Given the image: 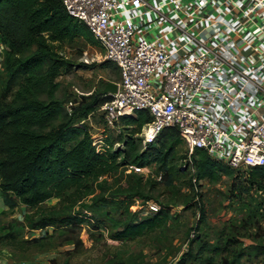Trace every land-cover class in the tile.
<instances>
[{
	"label": "trees",
	"instance_id": "obj_1",
	"mask_svg": "<svg viewBox=\"0 0 264 264\" xmlns=\"http://www.w3.org/2000/svg\"><path fill=\"white\" fill-rule=\"evenodd\" d=\"M78 40L98 45L86 25L66 13L60 0H0V43L6 47L0 72V193L7 208L2 215L19 204L26 208L22 220L0 224V245L47 252L55 248L48 244L53 236L47 230L82 226L92 233L102 230L120 245L146 238L166 227L175 199L145 216L130 208L136 202L153 201L152 192L160 185L172 195L176 183H181L193 203L200 197V182L214 183L221 177L230 179L229 196L235 200L253 191L264 195V166L241 173L201 149L194 150L191 164L176 165L187 159V152L178 156L185 144L174 128L163 129L155 140L143 144L138 134L151 120L146 111H139L136 118H122L117 127L121 122L125 127L115 139L103 132L98 149L86 121L110 100L99 94L106 84L73 100L57 97V79L73 67L60 51ZM110 65L114 64H101ZM133 168L150 172L144 176ZM182 200L185 209L191 201ZM260 207L257 204L253 211ZM200 212L203 219L201 207ZM43 230L47 231L44 237H23L26 231ZM206 245L195 254L197 264H213L211 258L201 256ZM242 256L241 252L227 255L221 264H240Z\"/></svg>",
	"mask_w": 264,
	"mask_h": 264
},
{
	"label": "built area",
	"instance_id": "obj_2",
	"mask_svg": "<svg viewBox=\"0 0 264 264\" xmlns=\"http://www.w3.org/2000/svg\"><path fill=\"white\" fill-rule=\"evenodd\" d=\"M60 2L118 69L117 92L100 107L107 128L146 111L143 144L174 128L189 164L201 149L234 171L264 166V0ZM5 49L0 43V72ZM136 209L145 216L160 206Z\"/></svg>",
	"mask_w": 264,
	"mask_h": 264
},
{
	"label": "rangeland",
	"instance_id": "obj_3",
	"mask_svg": "<svg viewBox=\"0 0 264 264\" xmlns=\"http://www.w3.org/2000/svg\"><path fill=\"white\" fill-rule=\"evenodd\" d=\"M100 54L103 55L98 45L91 46L83 40L63 46L60 55L69 60L73 67L57 79L60 84L58 98L73 100L89 95L108 82L119 81L118 70L114 65L109 68L101 66L104 60ZM86 123L96 145L104 138L103 132L115 139L125 127L121 122L116 129L105 128L100 109L92 113ZM178 150V156L187 151L184 145ZM180 164L184 166L188 163L182 159L176 165ZM149 172L144 170L139 173L146 176ZM176 187L172 191L173 196L162 185L152 192L153 201L159 205H168L170 198L175 199L171 204L174 205L171 219L160 232L120 245L107 239L106 232L101 230L92 233L86 226L54 233L49 229L47 231L53 238L48 244L55 245L54 249L47 252L30 249L24 252L0 245V264H177L180 260L185 264H197L194 257L202 244H207L202 258H211L213 264H221L227 255L234 257L239 252L243 255L240 264H264V195L253 191L235 200L229 196L231 182L227 177H221L214 183L200 182L197 188L200 197L194 198L196 203L191 201L188 188L181 183H176ZM184 198L191 201L185 209L182 202ZM257 204L261 207L255 212L253 210ZM25 213L26 208L19 204L12 211L0 214V224L10 219L22 220ZM192 230L195 233L189 239ZM47 231H26L23 237L25 240L44 237ZM235 238L240 242H234ZM67 241L73 244H67Z\"/></svg>",
	"mask_w": 264,
	"mask_h": 264
},
{
	"label": "water",
	"instance_id": "obj_4",
	"mask_svg": "<svg viewBox=\"0 0 264 264\" xmlns=\"http://www.w3.org/2000/svg\"><path fill=\"white\" fill-rule=\"evenodd\" d=\"M116 92H117V84L114 82H108L106 83L104 88L99 91V94L104 96L105 95L110 96Z\"/></svg>",
	"mask_w": 264,
	"mask_h": 264
},
{
	"label": "crops",
	"instance_id": "obj_5",
	"mask_svg": "<svg viewBox=\"0 0 264 264\" xmlns=\"http://www.w3.org/2000/svg\"><path fill=\"white\" fill-rule=\"evenodd\" d=\"M7 210V208L5 207L4 203H3V199L0 193V214H2L3 212H5ZM248 244V243H246Z\"/></svg>",
	"mask_w": 264,
	"mask_h": 264
}]
</instances>
